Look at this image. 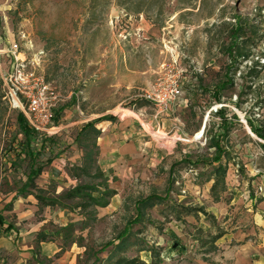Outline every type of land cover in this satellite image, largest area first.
<instances>
[{"label":"rangeland","instance_id":"1","mask_svg":"<svg viewBox=\"0 0 264 264\" xmlns=\"http://www.w3.org/2000/svg\"><path fill=\"white\" fill-rule=\"evenodd\" d=\"M14 45L26 59L42 51L38 72L59 94L53 120L63 129L45 148L31 145L42 168L35 184L47 197L69 189L52 161L63 157L72 165L68 176L77 174L85 146L76 139L79 129L104 118L95 126L102 134L95 167L105 173L80 182L105 183L116 197L97 208L96 220L82 231L72 201L40 208L20 193L31 161L1 81L9 67L5 52ZM226 79L233 85L212 103L214 86ZM171 90L178 94L164 109L144 100ZM221 107L236 120L224 140L231 158L226 190L215 202L210 167L181 163L169 172L186 157L213 156L207 134L219 123L214 112ZM248 122L264 127V0H0V264H76L83 248L56 230L75 223L72 239L98 248L117 237L136 216V201L150 195L202 207L214 222L202 214L176 221L164 205L148 209L130 227L127 257L138 255L146 264H264V141ZM129 128L122 140L131 143L129 151L121 158L103 151L104 137ZM217 232L225 233L207 254L202 241ZM46 244L53 250L43 251ZM140 247L152 253H137Z\"/></svg>","mask_w":264,"mask_h":264},{"label":"trees","instance_id":"2","mask_svg":"<svg viewBox=\"0 0 264 264\" xmlns=\"http://www.w3.org/2000/svg\"><path fill=\"white\" fill-rule=\"evenodd\" d=\"M242 29H237L234 34H239ZM230 54L233 46L230 48ZM241 55L240 52L238 56ZM243 56V55H241ZM231 67L229 71H231ZM232 80L226 79L222 82L217 83L214 86V91L211 93L212 95V103L219 104L221 102L220 91L225 89L227 86H232ZM143 101V100H139ZM216 117L219 120V123L216 126L208 131V148L213 149V156L202 157L201 160H195L194 162L190 161V157H186L181 160L182 162L174 164L171 166L169 175L174 172V168L176 165H180L181 163H187L190 166H197L202 164V166H208L211 168L208 173V181H211L210 187V196L213 198L215 202H218L220 199V194L225 192V178L227 174L228 164L231 161L229 152L226 151L224 146V140L227 138L231 120H236L234 114H231L230 117L226 114V109L221 107L214 112ZM104 118H99L96 121H91L81 127L77 139H82L85 143L84 154H83V162L82 166L78 168V173L75 174L77 179H81L82 177H93L95 179H101L102 173L99 170H96L95 167V140L100 135V131L95 128V124L103 121ZM16 122L19 128V132L23 137V142L21 143L22 152L27 155V157L31 161V165L29 168V173L27 175V179L25 183L22 185L20 189L21 194H25V192L32 188L34 190V198L36 199L38 206L40 208L47 207H56L60 203V201H72L73 206L71 207L72 211H78V216H80L81 220L79 223L82 224V227L79 231L87 228V222H93L96 220V209L104 208L108 205L109 199L115 195V191L111 190L105 183L100 182L99 184H82L81 182L77 184L75 187L66 190L60 196L55 198L47 197L39 188L35 185V180L42 172V168L40 166H36L35 162L38 158V152L32 149L31 143L36 142L39 143V149H43L46 145L48 139L46 137H41L36 134L31 128L28 127L23 115L18 113L16 116ZM250 128L253 133L260 139L264 141V127L255 128L252 126L250 122H248ZM92 137V138H91ZM90 139V142H89ZM264 149V144L260 145ZM224 160V162H222ZM94 170L95 174H91V171ZM136 216L134 219L127 222L125 228L117 235L114 240L108 241L98 248L94 246H84L78 243V241L72 239L73 228L75 223H69L67 226L61 227L55 231V235L60 237L63 236L64 239L70 240V244H78L79 247L84 249V252L81 257H78L76 264H146L138 255L133 257H127L126 253L129 248L133 245V242H130L129 237L131 236L130 227L138 223L139 220L143 217L144 212L148 209H152L159 205H164L165 209L174 216L176 221H181L183 217L194 216L198 217L199 214H202L206 220H212L214 222V218L206 212V210L202 207H192L186 206L183 204H176L174 202L168 201L166 196H155L150 195L144 199L136 201ZM0 219H2L0 217ZM11 227L8 226L7 231ZM2 229V228H1ZM225 232H217L214 235L208 236L207 240L202 241V247L207 248V254L213 253L216 251V242L224 235ZM72 239V240H71ZM38 242H45L44 234L37 235ZM201 240V238L199 239ZM62 250L63 248L60 247ZM110 249L107 252L105 258H102L101 255ZM175 250L178 249L176 246ZM144 251H148L152 253L151 250H147L146 248L140 247L137 249V253H141ZM156 257H158L156 255ZM203 261H206L203 259ZM160 263V261H158Z\"/></svg>","mask_w":264,"mask_h":264},{"label":"built area","instance_id":"3","mask_svg":"<svg viewBox=\"0 0 264 264\" xmlns=\"http://www.w3.org/2000/svg\"><path fill=\"white\" fill-rule=\"evenodd\" d=\"M22 39L26 40L24 35ZM25 47L31 49V42H27ZM6 54L10 62L7 70L1 75L3 99L12 110L23 115L28 127L38 136H52L55 133L53 115L59 94L38 72L42 51L34 54L31 59H26L14 45ZM177 94V90H171L169 96L163 97L148 94L144 95V100L153 101L161 110L166 107L167 101L174 100Z\"/></svg>","mask_w":264,"mask_h":264},{"label":"crops","instance_id":"4","mask_svg":"<svg viewBox=\"0 0 264 264\" xmlns=\"http://www.w3.org/2000/svg\"><path fill=\"white\" fill-rule=\"evenodd\" d=\"M11 48V47H10ZM6 53V52H5ZM8 57V62H10V60H9V56H7ZM88 122H91V121H88ZM88 122H86L85 124H87ZM85 124H83L82 126H84ZM81 126V127H82ZM95 126H96V124H95ZM54 127H55V133L52 135V136H50V137H46L48 140L50 139L51 140V138H53V137H55V136H58L59 134V132L63 129V127H61L59 124H58V121H54ZM81 127H80V129H81ZM80 129H79V131H80ZM100 131V130H99ZM131 133V129L129 128V129H125L123 132H121V133H112V134H110L109 136H108V138H106V137H104L105 139L102 141L105 145H104V148L103 147H100L99 146V144H97V146H99V150L100 151H102L103 149V151H105V153H120L121 155H119L120 157L119 158H121V156H123V152L124 151H129V149H130V147H131V143L129 142V143H125V142H123L122 140H125V141H127V139L128 138H126V136H124V135H129ZM100 134H101V132H100ZM102 135V134H101ZM130 136V135H129ZM133 136V135H132ZM99 138V140H100V135L96 138V139H98ZM77 139V138H76ZM95 143H96V140H95ZM31 145H32V143H31ZM35 145L36 146H40L39 145V143L37 144V143H35ZM96 145V144H95ZM45 147H46V145H45ZM44 147V148H45ZM103 148V149H102ZM84 150V149H83ZM84 154V153H83ZM82 157H83V155H82ZM82 162H83V159L82 160H80L79 161V164L78 165H76L77 166V168H80L81 166H82ZM99 163V162H98ZM71 164H68V162L63 158V157H57L54 161H52V167H54L57 171H58V173H60V175L62 176V178L63 179H65L66 180V185L69 187V189L70 188H73V187H75L77 184H79L80 183V179H77L76 177H75V175H73V177H71V176H68V171L67 170H69V168H71ZM101 173L103 174V173H105V171H104V169L101 171ZM40 175H41V173H40ZM39 175V176H40ZM38 176V177H39ZM106 176V175H105ZM37 177V178H38ZM48 177V180H56L54 177H52V176H47ZM36 185V184H35ZM67 186H64V185H62V186H59V187H57L56 189H57V191L55 192L56 194H59L60 192H62ZM36 187H37V185H36ZM38 188V187H37ZM33 194H34V190L32 189V188H29L26 192H25V195H28V196H33ZM116 195V194H115ZM113 196V197H116V196ZM34 197V196H33ZM36 200V199H35ZM32 205L33 206H36V205H38V203L37 202H32ZM14 211H15V209H14ZM41 249L44 251L45 249H49V251H52L53 250V246H52V244H46L45 245V247H41ZM83 251H84V249H83ZM77 254L79 255L80 254V252H77ZM82 256V255H81Z\"/></svg>","mask_w":264,"mask_h":264}]
</instances>
